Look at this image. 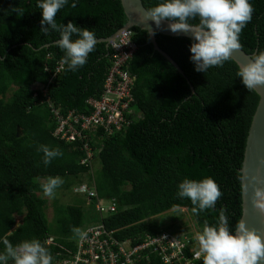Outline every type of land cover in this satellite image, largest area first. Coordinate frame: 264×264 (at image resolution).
Segmentation results:
<instances>
[{
    "label": "trees",
    "instance_id": "trees-1",
    "mask_svg": "<svg viewBox=\"0 0 264 264\" xmlns=\"http://www.w3.org/2000/svg\"><path fill=\"white\" fill-rule=\"evenodd\" d=\"M140 1L147 12L159 2ZM72 2L68 0L57 12V25L72 21L91 30L96 40L108 38L124 25L119 0H76L75 7ZM250 3L252 18L239 34V43L243 52L256 55L264 51V0ZM15 7L23 8L24 15L18 16ZM40 19L36 0H0V252L5 239L15 247L32 239L43 245L49 236L74 249L72 229L81 228L87 216H95L94 202L86 201L84 207L83 196H75L67 205L54 202L56 229L50 230L41 185L56 176L63 179L59 187L68 191L73 185L70 179L87 175L85 183L72 188L94 191L100 202L113 200L114 213L102 221L120 240L135 242L145 232H159L146 220L181 209L190 215L197 234L205 223H216L221 210L235 229L241 215L239 169L258 96L244 89L232 60L197 73L189 61L190 39L154 34L157 47L182 76L152 49L144 31L132 28L135 50L122 67L134 79L124 112L128 123L119 131L112 127L110 133L89 127L67 142L54 136L50 109L63 117L90 115L88 101L100 99L114 52L103 43L95 44L84 66L73 72L62 64L60 73L52 77L63 52L54 44L59 33H41ZM190 23H198V18ZM41 87L46 88L45 96L38 91ZM41 145L62 155L46 166L38 151ZM85 146L91 155L89 165L80 164ZM96 161L99 169L92 170ZM205 177L217 183L221 196L213 209L194 214L190 200L177 196V186L185 178ZM46 248L51 254L57 250ZM151 260L160 264L156 257ZM201 260L202 256L195 264Z\"/></svg>",
    "mask_w": 264,
    "mask_h": 264
},
{
    "label": "clouds",
    "instance_id": "clouds-1",
    "mask_svg": "<svg viewBox=\"0 0 264 264\" xmlns=\"http://www.w3.org/2000/svg\"><path fill=\"white\" fill-rule=\"evenodd\" d=\"M67 3L68 0H36V7L40 9L41 33L47 35L50 30L59 33V38L54 44L63 52L61 64L74 72L86 63L88 54L94 50L96 39L91 30L78 27L72 21L66 26L57 25L56 14ZM72 6H76V0H73ZM14 11L18 16L24 15V9L21 7H15ZM252 12L250 0H159L157 5L148 11L147 16L156 28H160L162 22L169 21V31L190 33L189 61L193 64L195 72L204 73L210 67L222 66L233 50L241 48L239 34L251 20ZM197 18L198 23H190ZM125 32L131 34V30ZM119 36L111 41L108 47H111ZM130 42L133 45L131 36ZM236 76L240 78V83L246 91L264 86V51H260L249 63L241 66ZM38 151L43 153V163L46 166L53 158L62 155L58 149L50 150L44 145H41ZM62 184L61 177H48L41 185L44 196L51 198L55 189ZM251 188L253 206L264 212V187ZM177 189L179 198L190 200L194 214L213 209L221 196L219 186L211 177L199 181L185 178L178 184ZM81 228H73L72 231L83 241L92 229ZM160 232L169 231L156 233ZM187 235L193 237L194 242L198 241L199 249L195 255L202 256L201 264H264V237L254 230H249L243 223L237 224L235 229L230 228L223 210L220 211L216 223H205L197 236L193 233ZM47 238L54 240V236ZM2 242L5 249L0 252V264H7L9 259L14 261V264H51L53 259L49 250L37 239L23 241L15 247L6 239Z\"/></svg>",
    "mask_w": 264,
    "mask_h": 264
},
{
    "label": "built area",
    "instance_id": "built-area-1",
    "mask_svg": "<svg viewBox=\"0 0 264 264\" xmlns=\"http://www.w3.org/2000/svg\"><path fill=\"white\" fill-rule=\"evenodd\" d=\"M130 36V32H125L111 44L114 59L108 69L100 99L88 101L93 109L90 115L73 116L72 113H68L63 117L56 110L50 109L56 125L54 136L68 142L75 137L79 138L80 131L89 127L92 130L102 127L104 131L110 133L112 127L119 131L128 123L124 112L131 100L129 87L134 79L122 67H125L135 49L130 42ZM61 70L62 64H59L52 77ZM38 91L43 96L46 95V88L41 87ZM36 96L35 92L34 97ZM84 150L85 155L80 164L89 165L87 161L91 155L87 146ZM74 190L87 202H94V215L98 222L81 228L92 229L83 241L76 236L70 239L74 244L73 250H68L55 243L52 238H47L43 242L44 246L57 248L51 254L53 257L51 264H151L153 257H156L160 264H195L199 260L200 257L195 255L199 249L198 241L194 242L193 237L187 234L145 232L138 240H134L135 242L128 238L123 240L116 238L115 230L106 229L102 221L106 215L114 213L115 202L113 200L100 202L96 199L94 191L85 190L84 187H77Z\"/></svg>",
    "mask_w": 264,
    "mask_h": 264
},
{
    "label": "water",
    "instance_id": "water-1",
    "mask_svg": "<svg viewBox=\"0 0 264 264\" xmlns=\"http://www.w3.org/2000/svg\"><path fill=\"white\" fill-rule=\"evenodd\" d=\"M119 2L125 18L124 25L108 38L97 39L96 44L103 43L105 48H108V45L117 36L132 28H137L147 34L148 43L152 49L183 76L180 68L157 47L155 37L150 33L168 37H184L191 40L190 33L169 31V21L162 22L160 28H156L150 17L147 16L148 12L143 8L140 0H119ZM253 56L254 53L246 54L241 49H237L233 50L229 59L239 70L241 66L249 63ZM252 91L258 96V102L247 131L243 159L239 169L241 215L238 224L243 223L246 228L254 230L258 235L264 237V212L253 206L251 188L252 186L264 187V86L257 87Z\"/></svg>",
    "mask_w": 264,
    "mask_h": 264
},
{
    "label": "rangeland",
    "instance_id": "rangeland-1",
    "mask_svg": "<svg viewBox=\"0 0 264 264\" xmlns=\"http://www.w3.org/2000/svg\"><path fill=\"white\" fill-rule=\"evenodd\" d=\"M99 166L100 165L98 161L94 162L92 165V170L93 169L98 170ZM86 178H87V175H82L75 179L72 178L70 179V181L73 185H71L68 191H66L63 187H59L54 192L51 198L44 196V195L42 196L47 202L45 215H46V219L48 220V227L50 230L54 228L56 229V224H55V220L53 217V203L58 202L61 205H67V204L72 203L74 199H76L75 196H78V194L76 193V190H74V187H76L74 185H76L77 183H85ZM72 186L74 187L72 188ZM77 186H80V185H77ZM84 207H88L86 200L84 203ZM18 222H19V218L16 219L17 224ZM96 222H98V218L96 216L94 217L87 216L86 221L84 220L83 226L91 225ZM145 223L148 226H150V224H154L155 225L154 230L166 231L165 228H169L168 231L172 232L173 230L176 232V234H179V235L193 233L195 236H197L193 221L190 215H188V213L184 209L168 211L162 215H158V216L147 219ZM184 230L185 231L188 230V232H184Z\"/></svg>",
    "mask_w": 264,
    "mask_h": 264
}]
</instances>
